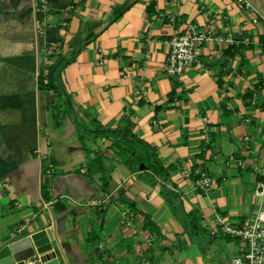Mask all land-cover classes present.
I'll list each match as a JSON object with an SVG mask.
<instances>
[{
	"label": "crops",
	"instance_id": "1",
	"mask_svg": "<svg viewBox=\"0 0 264 264\" xmlns=\"http://www.w3.org/2000/svg\"><path fill=\"white\" fill-rule=\"evenodd\" d=\"M247 1L0 0V248L47 229L61 264H232L244 242L216 217L264 204V0ZM189 23L238 43L207 41L202 67L171 76L168 41ZM74 52L59 92L41 90ZM100 128L128 130L152 165Z\"/></svg>",
	"mask_w": 264,
	"mask_h": 264
},
{
	"label": "built area",
	"instance_id": "2",
	"mask_svg": "<svg viewBox=\"0 0 264 264\" xmlns=\"http://www.w3.org/2000/svg\"><path fill=\"white\" fill-rule=\"evenodd\" d=\"M39 9L43 13L50 11V0H38ZM75 1V0H71ZM239 4L246 8L252 7L247 0H236ZM226 42L228 45L238 43L232 36H224L214 31L202 30L196 24L189 23L185 31L174 35L169 41L170 53L165 64V71L171 76L181 75L186 69L191 67H202V62L198 59L199 48L207 41ZM244 42L248 43L249 39L244 38ZM49 53H52L50 50ZM101 62H103V52L100 50ZM146 88L142 84L136 90V97L146 98ZM250 121L249 118L246 119ZM249 140V136H245ZM240 166H244L239 161ZM50 174V171H47ZM189 173V172H188ZM196 187L207 190L212 185V178L206 172H200L195 180ZM255 193L260 198H264V175L258 181ZM216 224L222 231L244 242L243 251L235 256L232 264H264V204L253 218H246L240 224L233 225L226 222L224 216L216 217ZM26 264H40V259L30 258Z\"/></svg>",
	"mask_w": 264,
	"mask_h": 264
},
{
	"label": "water",
	"instance_id": "3",
	"mask_svg": "<svg viewBox=\"0 0 264 264\" xmlns=\"http://www.w3.org/2000/svg\"><path fill=\"white\" fill-rule=\"evenodd\" d=\"M67 102L71 105L68 97ZM58 241L57 233L53 235L47 229L10 241L0 248V264H26L36 254L40 264H61L56 251Z\"/></svg>",
	"mask_w": 264,
	"mask_h": 264
},
{
	"label": "trees",
	"instance_id": "4",
	"mask_svg": "<svg viewBox=\"0 0 264 264\" xmlns=\"http://www.w3.org/2000/svg\"><path fill=\"white\" fill-rule=\"evenodd\" d=\"M128 7H129V4L124 5L119 10L118 14L122 13V11H124ZM90 39L91 38H88L85 41V44H87L90 41ZM76 52H74L73 56H71V58H68V59H65V58H62V57H58L55 60V62L51 66L48 67L47 73L45 75L39 76V88L41 90H45V91L52 90L54 92H59L60 85L58 83V74H59L60 70L68 63V61L74 57ZM52 107H54V106H52ZM53 117L55 119L57 117V115L54 114ZM99 130L101 132L112 133V134H114L116 136H120L121 138L126 139V141H128V142H124V141H120L119 140L118 141V145L121 147L123 155L128 157V158L129 157H133V155L136 154V152L133 150V148L131 146H129V145H132V143H138V144L141 145L143 143L140 139H138L134 135L130 134V132L128 130L125 131V132H123L122 130H111V129H103V128H100ZM141 161H142V158L138 157L137 158V162L141 163ZM160 169H162V168H160ZM45 183L43 185V188H44L45 185H49V180H46ZM107 185H108V183L106 182V184H105L106 187L105 188H107ZM47 196H48V194H47V192H45L44 193V197L46 199H47ZM169 200H171V197H170ZM174 207H177L180 210V212L182 213L185 221H187V217L184 214L182 208L177 206V205H175ZM188 220H189V218H188ZM188 224H189V228H191V226H193V221L192 222L189 221ZM194 227H198V224L194 223Z\"/></svg>",
	"mask_w": 264,
	"mask_h": 264
},
{
	"label": "rangeland",
	"instance_id": "5",
	"mask_svg": "<svg viewBox=\"0 0 264 264\" xmlns=\"http://www.w3.org/2000/svg\"><path fill=\"white\" fill-rule=\"evenodd\" d=\"M132 145H133V150L136 153H139V155L142 157V161L139 164V166L141 164H144L145 166L152 165V157H151L150 151L146 147H144L138 143H132ZM136 162H137V159H136Z\"/></svg>",
	"mask_w": 264,
	"mask_h": 264
}]
</instances>
